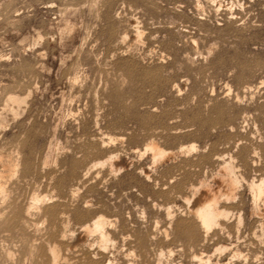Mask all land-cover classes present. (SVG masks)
Here are the masks:
<instances>
[{"label":"rangeland","instance_id":"obj_1","mask_svg":"<svg viewBox=\"0 0 264 264\" xmlns=\"http://www.w3.org/2000/svg\"><path fill=\"white\" fill-rule=\"evenodd\" d=\"M225 162L201 238L186 200ZM261 178L264 0H0V264H264Z\"/></svg>","mask_w":264,"mask_h":264},{"label":"bare ground","instance_id":"obj_2","mask_svg":"<svg viewBox=\"0 0 264 264\" xmlns=\"http://www.w3.org/2000/svg\"><path fill=\"white\" fill-rule=\"evenodd\" d=\"M195 148L193 146L191 149L194 150ZM147 150H150L153 152L155 161H158L167 155L165 150L164 151H163V149L161 150V148H159V146L154 145V143L151 144L147 148ZM251 161L252 160H250V162ZM111 162H112V166L115 169L119 168V161H118L117 157L112 158ZM227 163L224 164L225 166L222 168V174L218 175V177H217L218 182H217L216 186H214V185L211 186V185L207 184L206 182L201 183L199 188H196L195 190H193L194 193L192 194L191 198H188L186 200L187 208H188L187 211H189L190 216L193 217V219L191 218L192 220L190 222L195 225V228L197 229L196 231H198L201 238H204V237L207 238V235L209 234V231L212 228L221 225L220 224L221 220L230 218V213L226 212L227 210L226 211H224V209L222 210L220 205L222 204L221 201L223 200V198L229 199L236 194V188H237V185H239V182H238L239 179L235 176L236 175L235 174V168L236 167L235 166L233 167V165L227 164ZM229 163H231V162H229ZM249 164H251V163H249ZM255 167H256V165H255ZM249 168H250V166H249ZM116 171H118V170H116ZM249 186H250V189L253 193L255 203L256 202L258 203V201H261V200L264 201V178H261L258 182L253 181L251 185L249 184ZM40 202H43V201L39 200L37 203L40 204ZM37 203H36V205H37ZM168 216H169V218L173 217L172 212H171V208L168 211ZM190 216H189V218H190ZM241 222H242V220H241ZM108 223L109 222L107 220H105L103 218V216L96 217V218L92 219L90 223H86V225H84V227H82L83 232L85 234H90V233L98 234L99 238L101 240L102 248L107 249V246L111 243L110 236L107 233L108 231L106 230V226ZM186 224H188V223H186ZM138 244L143 248L145 247V244L142 243V241H140ZM139 245H138V249H139ZM150 247H151V245H150ZM56 248H58V247H56ZM56 248H53V249L51 248L52 250H50L51 251L50 253H52V255H53L52 261L54 260L53 261L54 263L60 262V260H59L61 257L60 255H62V254H60L61 252H59ZM163 255H164V253H163ZM163 255H161V256H163ZM194 259H197L200 264H211V260H209V259L206 262H204L205 259L199 258L197 256Z\"/></svg>","mask_w":264,"mask_h":264}]
</instances>
